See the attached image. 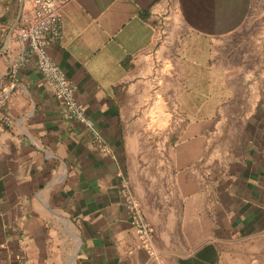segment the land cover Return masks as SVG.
Wrapping results in <instances>:
<instances>
[{
	"label": "crops",
	"instance_id": "1",
	"mask_svg": "<svg viewBox=\"0 0 264 264\" xmlns=\"http://www.w3.org/2000/svg\"><path fill=\"white\" fill-rule=\"evenodd\" d=\"M61 2L48 55L107 149L9 75L30 0H0V264H264V0Z\"/></svg>",
	"mask_w": 264,
	"mask_h": 264
},
{
	"label": "built area",
	"instance_id": "2",
	"mask_svg": "<svg viewBox=\"0 0 264 264\" xmlns=\"http://www.w3.org/2000/svg\"><path fill=\"white\" fill-rule=\"evenodd\" d=\"M61 0H30L29 10L23 17L22 27H13L11 34L17 42V49L9 61L8 73L15 76L17 71L30 64L40 72L51 93L62 103L64 114L84 125L92 134L97 146L107 149L75 97V87L62 69L48 55V47L62 38ZM0 122L9 124L11 119L5 108L0 107ZM122 196L141 245L151 249L153 227L146 219L142 208L127 183L122 187Z\"/></svg>",
	"mask_w": 264,
	"mask_h": 264
},
{
	"label": "rangeland",
	"instance_id": "3",
	"mask_svg": "<svg viewBox=\"0 0 264 264\" xmlns=\"http://www.w3.org/2000/svg\"><path fill=\"white\" fill-rule=\"evenodd\" d=\"M164 118H165L164 125L168 126L169 122L171 121L170 115L165 114Z\"/></svg>",
	"mask_w": 264,
	"mask_h": 264
}]
</instances>
